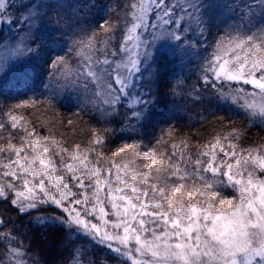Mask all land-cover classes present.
Segmentation results:
<instances>
[{
  "label": "snow or ice",
  "instance_id": "1",
  "mask_svg": "<svg viewBox=\"0 0 264 264\" xmlns=\"http://www.w3.org/2000/svg\"><path fill=\"white\" fill-rule=\"evenodd\" d=\"M13 7L18 15L10 14ZM0 23L23 31L15 46L4 45L0 71L26 79L32 71L26 65L56 49L44 60L49 104L55 93L72 89L78 107L94 113L97 123L119 118L134 129L158 103L151 85L161 74L154 67L168 60L183 69L185 60L199 57L189 95L200 100L208 93L264 128V0H0ZM213 28L220 31L209 50ZM57 32L73 38L58 41ZM19 109L48 111L33 96L6 114L8 126L24 135L19 145L11 133L0 136L6 141L0 144V201L21 214L44 212L37 223L64 229L63 246L72 245L64 264H264V145L242 147L240 130L230 129L203 144L190 136L156 141L170 144V152L126 143L109 158L80 145L69 151L51 128L41 136L13 114ZM5 129L0 122V133ZM111 130L91 128L92 143L103 145L101 133ZM0 227V264H33L3 218ZM98 249L104 254L96 256Z\"/></svg>",
  "mask_w": 264,
  "mask_h": 264
},
{
  "label": "trees",
  "instance_id": "2",
  "mask_svg": "<svg viewBox=\"0 0 264 264\" xmlns=\"http://www.w3.org/2000/svg\"><path fill=\"white\" fill-rule=\"evenodd\" d=\"M97 2L102 4L107 0H97ZM112 2L115 3V0H112ZM13 3L19 4L20 1L13 0ZM11 13L19 14L15 7L10 9ZM87 19L91 20L93 24L96 23L92 16ZM1 25L0 48L10 37L13 39L20 33L23 35L19 24L2 23ZM219 31L220 29L213 28L211 35L208 36L207 46L209 50L214 37ZM72 38L70 34L62 35L60 32L55 34V39L58 41L70 43ZM55 51L54 48L52 53L45 54L41 59L30 61L26 66L31 68L32 71L26 79L22 78L18 71L8 69L0 71V122L6 124V129L3 133H0V136L8 137L11 133L12 142L17 145L21 143L20 137L24 133L19 129L13 131L8 126V116L6 114L9 113L14 104L33 96H35L41 110L48 109L46 113L41 115L40 112H37L32 115L28 110L19 109L13 114L23 115L28 127L31 129L35 125L41 136H48V129L51 128V134L62 144H65L69 151H72L76 145H80L82 151L95 148L97 153L102 152L105 157L113 158L112 152L126 143L141 142L156 145L158 139L163 138L168 141L167 136L173 135L177 137L190 136L193 144L197 142L203 144L205 143L203 141H209L217 133L227 135L230 129L240 130L241 136L238 143L242 147L251 144L264 145V128L250 125L242 114L218 105L208 93L202 91L200 100H195L189 95L192 86L197 84L199 70L198 63L195 61H199V57H195L193 63H187V60H185L186 66L183 69L178 63L173 64L168 60H162L159 69L154 67L153 70L159 71L161 74L160 82L151 85L154 95L158 98V103L150 119L132 129L122 126L118 122L119 118L110 124L105 123L102 119L97 123L94 113L87 110L82 111L78 107V94L72 89L55 93L51 104L47 102L49 93L42 87V81L47 82L48 73L44 60L49 55H53ZM20 66L17 65L18 68ZM173 87L177 89L179 94H173ZM76 112H80V115H74ZM37 117H39V120ZM218 117H223V120L218 119ZM47 119H53L54 123L48 124L47 127H40V123H47L44 121H47ZM68 120H73L74 124L68 125ZM93 127L112 129L107 133H101L105 136L103 145L92 143L94 137L90 129ZM5 142L4 139H0V144ZM92 158L95 160L94 153ZM114 159H117V157H114ZM59 162V158H57V164ZM104 166L107 167V164ZM43 207L48 208V206ZM43 214L45 213L41 211L21 214L10 203L0 201V218L8 222V229L13 230L14 235L28 247L29 254L26 259L31 260L33 264H35V261H39L40 264H64L69 258L68 253L72 245L69 244L67 249L64 248V229L51 225H41L36 222L35 217ZM47 214L51 215L52 213L49 211ZM4 230L0 227V231ZM72 239H74V236ZM82 243L81 241L76 246L79 247ZM88 247L91 249L92 246L88 245ZM103 254L99 249L96 252V256ZM108 264H116V261L109 259Z\"/></svg>",
  "mask_w": 264,
  "mask_h": 264
},
{
  "label": "rangeland",
  "instance_id": "3",
  "mask_svg": "<svg viewBox=\"0 0 264 264\" xmlns=\"http://www.w3.org/2000/svg\"><path fill=\"white\" fill-rule=\"evenodd\" d=\"M19 1L21 2V0H19ZM1 24L2 23H0V27L2 26ZM21 35H22V33L16 35V37L13 38V39H11V37H10L8 39V41L4 42L2 44L3 47L0 48V54L3 53L4 45L5 44H7L9 47L15 46V44L17 43V41H19L21 39V37H22ZM36 113L37 112H35V110L30 111V114H32V115H35ZM44 121L47 122L46 120H44ZM167 138L169 139V136H167ZM203 142H207V141H203ZM140 145H141V151L146 150L147 147L156 146V145H150V144H145V143H141V142H140ZM156 147L162 148V149L167 150L169 152L171 151V146L168 143H164V145H160V146H156ZM190 150H192V149L190 148ZM121 157H123L124 159H129L130 158L129 156H126L125 154H121ZM121 157H117V160H119ZM140 163H143V161H140Z\"/></svg>",
  "mask_w": 264,
  "mask_h": 264
}]
</instances>
